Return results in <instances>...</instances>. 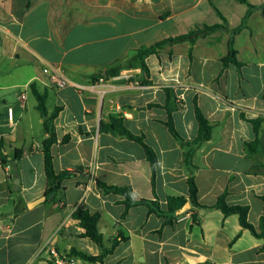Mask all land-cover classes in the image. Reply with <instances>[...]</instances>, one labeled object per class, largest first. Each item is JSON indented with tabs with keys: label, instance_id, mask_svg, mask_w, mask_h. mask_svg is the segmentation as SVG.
Masks as SVG:
<instances>
[{
	"label": "crops",
	"instance_id": "0c3cea01",
	"mask_svg": "<svg viewBox=\"0 0 264 264\" xmlns=\"http://www.w3.org/2000/svg\"><path fill=\"white\" fill-rule=\"evenodd\" d=\"M246 12L239 0H0V161L23 151L15 163L17 190L10 162L0 164V264H264L263 240L242 229L236 215L206 210L194 224L188 212L163 226L162 218L136 206L121 219L123 197L104 194L95 182L128 186L134 199L155 197L164 208L168 195L187 196L192 174L199 204L212 206L226 192V204L247 206V221L259 230L264 157L249 152L246 144L255 137L248 120L262 118L264 153V12L251 11L234 36L240 67H223L230 33L216 31L193 43L157 49L145 59L147 74L135 62L110 75L140 48L220 23V15L232 29ZM47 67L66 79L65 87L50 82ZM31 85L46 93L48 114L59 108L52 122L54 170L82 171L64 184L57 201L45 198L27 208L44 197L42 142L48 137ZM194 100L214 127L190 169L184 148L165 126L164 107L179 137L193 140L198 130ZM7 108L13 110V122L5 118ZM110 116L121 117L124 127L143 136L154 151L153 188L143 148L99 130ZM18 199L26 208L15 214ZM77 209L99 214L104 247L118 230L126 238L101 263L70 255L71 249L90 256L101 252L71 218Z\"/></svg>",
	"mask_w": 264,
	"mask_h": 264
},
{
	"label": "trees",
	"instance_id": "16d2710c",
	"mask_svg": "<svg viewBox=\"0 0 264 264\" xmlns=\"http://www.w3.org/2000/svg\"><path fill=\"white\" fill-rule=\"evenodd\" d=\"M241 3L247 6L246 15L243 17L241 23L229 29L228 23L226 19L220 15V23L212 24V25H203L200 27H196L194 29L189 30L185 34L168 37L163 39L159 42L154 43L153 45L138 49L135 54L125 60L122 64L116 66L110 72V75H117L119 69L124 66L128 65L131 66L133 63H139L142 71L147 74L148 70L145 64V59L152 54H155L157 49L182 43V42H190L193 43L196 39L205 37L213 32L222 31L226 33H230L229 40H228V54L222 60L223 67H227L228 65H234L236 67H240L241 65L236 60V51L233 48V40L234 36L245 26V21L247 15L253 10H261L264 12V4L259 6L250 5L246 0H239ZM30 90L32 95L36 100V109L40 114V117L44 119L43 121V131L44 133L48 134V137L43 140L42 142V154H43V168H44V175L46 179V190L44 193V197L46 200H50L51 202L57 201L58 195H62L65 187L64 184L75 178L78 173L82 171V169H77L74 171H60L56 172L53 167V154H52V146L56 143V135L52 127V122L56 118L59 108L56 107L54 110L48 114L46 107H45V100H46V93H40L35 86L31 85ZM168 112V119L165 123L169 133L174 137L177 141L180 142L181 146L184 148L183 152V161L185 166L188 168H193L192 164V157L198 147L205 141H208L211 137L212 129L214 127V123L208 121L202 114L201 110L196 104L194 100V117L197 122L198 130L197 135L193 140H184L174 129L171 114L167 106L164 107ZM263 119L257 118L248 120L249 123L252 125V129L254 132V139L250 143H247V149L249 152H256L260 153L264 157V153L259 146V133L260 127L262 124ZM99 130L102 132H107L112 135L121 136L127 140L133 141L136 144L140 145L143 148L145 158L150 165L151 169V186H154V177H155V165L157 163L156 155L154 151L146 145L144 142L143 136H137L132 134L128 131L124 125L123 120L119 116H110L107 122H100ZM67 138H64L62 141H66ZM23 151L22 149H16L12 158L10 160H1L0 164L6 165L9 162L14 161L15 163L20 160L22 157ZM96 185L99 189L102 190L104 194H117L123 197L122 204L125 207L124 212L121 215V219H123L126 215L128 209L136 206H144L147 209L148 215H155L158 218L163 219V226L172 225L173 221L178 219L180 216L176 215V212L185 202H189L191 205V209L186 211L185 213L190 212L191 215L194 212L198 211H206L211 209L220 210L224 216L236 215L238 217V223L242 229H246L250 232L251 235L258 239L263 240V245L261 250L264 251V209L263 214L259 218V230L256 229L247 221V206H228L225 202L226 192L219 195L216 199V202L212 206H203L198 203L197 201V187L194 181L192 174L187 178L186 183L188 187V194L187 196L183 195H168L166 197V206L162 208L158 202L157 198L153 199H134L132 197V190L130 187H119V186H109L99 180H96ZM264 204V195L260 197ZM14 213L18 214L25 210V204L21 201V199L16 200L13 202ZM71 218L75 221H78L80 227L84 230L83 237L90 239L93 243L98 245L101 248V252L98 256H90L85 253L76 251L75 249L70 250L71 256H78L83 260L88 262H99L101 263L102 258L106 255L111 254L114 249L119 245V243L125 241V236L122 234L120 230L117 231L116 235L109 240V246H103V236L99 233L97 228V223L99 221V214L98 213H90L84 209H77L75 210ZM192 220L194 224H199L200 218L192 216ZM160 231H158L159 233ZM49 264H53L50 262Z\"/></svg>",
	"mask_w": 264,
	"mask_h": 264
},
{
	"label": "built area",
	"instance_id": "2783aa9c",
	"mask_svg": "<svg viewBox=\"0 0 264 264\" xmlns=\"http://www.w3.org/2000/svg\"><path fill=\"white\" fill-rule=\"evenodd\" d=\"M44 72L48 75L50 82L57 88H62L66 86V79L57 70L47 67L44 69ZM75 87L79 88V86ZM5 118L8 122L14 121V113L12 108H7ZM48 253L50 256H56V252L52 247H48ZM57 264H62V262L58 261ZM69 264H74V260L70 261Z\"/></svg>",
	"mask_w": 264,
	"mask_h": 264
},
{
	"label": "water",
	"instance_id": "95a60500",
	"mask_svg": "<svg viewBox=\"0 0 264 264\" xmlns=\"http://www.w3.org/2000/svg\"><path fill=\"white\" fill-rule=\"evenodd\" d=\"M10 165H11V170L13 171V177H14V180H13V190H17L18 188V183H19V178H18V173L16 171V165H15V162L14 161H11L10 162ZM45 200V197H42L38 200H36L35 202L31 203V204H27V208H32L34 205L36 204H39V203H42L43 201ZM191 209V205L189 204V202H185L181 208H179L176 212V215L179 216L181 214H184L186 211L190 210ZM203 210L199 211V212H194L193 216L194 217H197L198 214H203Z\"/></svg>",
	"mask_w": 264,
	"mask_h": 264
}]
</instances>
